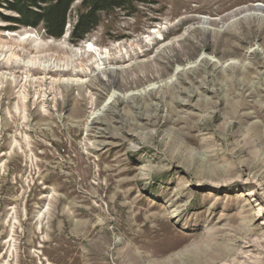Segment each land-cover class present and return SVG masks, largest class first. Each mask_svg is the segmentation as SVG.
<instances>
[{"label": "rangeland", "instance_id": "1", "mask_svg": "<svg viewBox=\"0 0 264 264\" xmlns=\"http://www.w3.org/2000/svg\"><path fill=\"white\" fill-rule=\"evenodd\" d=\"M81 1L0 20V264H264V0Z\"/></svg>", "mask_w": 264, "mask_h": 264}, {"label": "trees", "instance_id": "2", "mask_svg": "<svg viewBox=\"0 0 264 264\" xmlns=\"http://www.w3.org/2000/svg\"><path fill=\"white\" fill-rule=\"evenodd\" d=\"M77 0H0V20L13 30L18 27L41 29L49 39H61L70 12ZM133 10L132 0H82L70 38L82 42L97 28L102 13Z\"/></svg>", "mask_w": 264, "mask_h": 264}, {"label": "bare ground", "instance_id": "3", "mask_svg": "<svg viewBox=\"0 0 264 264\" xmlns=\"http://www.w3.org/2000/svg\"><path fill=\"white\" fill-rule=\"evenodd\" d=\"M257 11L258 12H260V13H264V6H262V5H257ZM254 17H256V18H258V14H256ZM262 18V17H261ZM88 50V49H87ZM90 51V50H89ZM88 51H84L83 52V54H85V53H87ZM172 59V58H171ZM207 60V59H206ZM201 62L202 63H205V58L203 57L201 60H200V63H196L193 67H190L188 70H191V69H195V70H197L198 68H200L201 67ZM228 65H234V63H229ZM185 71H186V69H182V70H176V72H175V77H176V80L177 79H179L180 77H182V75H184V73H185ZM111 73V72H110ZM181 79V78H180ZM167 82V81H166ZM172 82H173V84H174V81H171V79H170V84H172ZM116 83V80L115 79H113L112 80V84H115ZM167 85H168V82H167ZM161 87V86H160ZM151 88V87H150ZM159 88V87H158ZM155 89V87L154 86H152V88L151 89H145L144 91L143 90H140L139 92H141V91H143V92H141V93H139V96H142V95H147L148 94V92L150 91V90H154ZM147 93V94H146ZM138 94V93H137ZM129 97V96H128ZM132 97V96H131ZM138 97V96H137ZM120 95H118L117 93H112L111 95H110V100H111V102H107L106 104H108L107 106L105 105V106H103V108L101 109V111H107V109H109L108 108V106H114L116 103H118V102H120ZM121 99H123L124 100V102H125V100H126V97H123V98H121ZM181 104H184L185 102L184 101H181L180 102ZM110 106V107H111ZM110 111V110H109ZM100 112V111H99ZM104 113H106V112H104ZM96 115V114H95ZM143 115V114H142ZM141 114L139 115V116H142ZM100 117V116H99ZM94 119V118H93ZM95 122V121H94ZM245 235H244V240H246L248 243L250 242V238L253 236V235H255V233H254V229H250V228H247L246 230H245V232H243ZM262 237H264V235H262ZM258 244V243H257ZM262 244H264V240H263V242H262ZM228 257V255H226V254H224V253H222V254H220L218 257H217V261L216 262H212V263H208V264H220V262L221 261H223V260H225L226 258Z\"/></svg>", "mask_w": 264, "mask_h": 264}]
</instances>
